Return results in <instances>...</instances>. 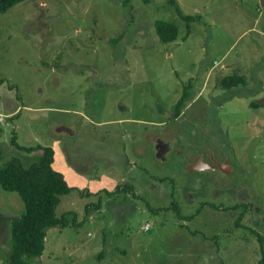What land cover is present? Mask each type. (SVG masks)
I'll list each match as a JSON object with an SVG mask.
<instances>
[{
  "label": "rangeland",
  "instance_id": "1",
  "mask_svg": "<svg viewBox=\"0 0 264 264\" xmlns=\"http://www.w3.org/2000/svg\"><path fill=\"white\" fill-rule=\"evenodd\" d=\"M171 1L27 0L0 13L4 160H40L41 152L16 149L14 136L20 146L53 147L56 170L75 188L56 211L69 213L67 226L46 231L44 254L31 264H262L264 0H177L196 18L190 25ZM159 21L178 26L177 41H161ZM235 74L246 85L222 89ZM165 128L174 137L164 138L172 149L163 161L155 135ZM209 151L233 174L185 177L187 161L209 160ZM74 160L98 168L81 173ZM209 178L253 192L258 242L245 241L251 227H237L225 205L209 207L216 189L192 202L181 187L199 189ZM116 183L133 191L104 195L96 208L97 194ZM223 200L233 204L223 197L217 205ZM25 212L20 195L0 185V264L12 253L11 222Z\"/></svg>",
  "mask_w": 264,
  "mask_h": 264
},
{
  "label": "trees",
  "instance_id": "2",
  "mask_svg": "<svg viewBox=\"0 0 264 264\" xmlns=\"http://www.w3.org/2000/svg\"><path fill=\"white\" fill-rule=\"evenodd\" d=\"M27 0H0V13H7L20 3ZM173 6H177V0L170 2ZM179 17L190 25L196 20L193 16H184L179 6L176 7ZM158 35L162 42L174 43L179 38V28L176 24L159 21L156 23ZM3 81L0 82L2 84ZM220 87L224 90L231 91L246 85V78L240 75H231L223 77L220 80ZM189 98L188 89L186 90L182 100L176 106L175 116H179L182 112L185 100ZM255 106V105H254ZM12 145L21 151L34 153L41 152L39 162L30 166H26L20 159L13 158L4 160L3 152L0 146V161L3 166L0 168V185L6 192H15L20 195L25 203L26 212L20 217L15 218L11 222L10 235L12 240V253L4 264H31V261L40 259L45 251L46 231L50 228L67 226V218L69 213L58 217L56 214L62 197L75 191L62 173L53 168L55 161V151L53 147L38 144L35 147H24L17 143L16 136L12 139ZM134 187L131 184H118L113 189H101L97 194L100 201L96 208L101 206L104 195L106 197L118 198L119 195L127 196ZM86 196L93 197L94 193L86 191ZM98 198V197H97ZM115 200V199H114ZM91 205L87 206V209ZM176 207H174L175 209ZM242 217L236 222V226L240 225ZM264 252V251H263ZM264 260L262 261L263 264Z\"/></svg>",
  "mask_w": 264,
  "mask_h": 264
},
{
  "label": "flooded vegetation",
  "instance_id": "3",
  "mask_svg": "<svg viewBox=\"0 0 264 264\" xmlns=\"http://www.w3.org/2000/svg\"><path fill=\"white\" fill-rule=\"evenodd\" d=\"M176 113V111H175ZM183 116V111L179 114V116H173V118H168L169 120H172L173 122H178ZM161 126H168V123H161L158 125V127ZM155 136L158 137L157 143L155 144L156 147V153L157 156L163 160L166 161L167 157L170 155L171 149H172V142L170 141H166L164 140V138L166 137H174V130H169L167 128L164 129L162 134H156ZM132 137L135 138L134 135H132ZM148 138V134L146 136ZM183 136L179 135V139L181 140ZM138 138V137H136ZM136 144H140L139 140L136 141ZM179 154V153H178ZM209 160H206L200 156L195 155L192 158V161H187V173L190 174H185V177L188 175H195V174H202V173H209V175H211L212 173H221L222 176L224 177H229L230 175L233 174V170L230 168V161L228 159H223V160H218L215 159L213 157V154L209 151V155L208 157ZM197 159H200L203 163L207 164L209 167L208 169H201L197 172H192L189 171V168L192 167L193 165L196 164ZM75 161V160H74ZM74 161L72 162L74 164ZM77 163V162H75ZM81 167H83L84 165H88L87 163H80ZM185 167V168H186ZM94 168L95 170L98 168L97 164H94ZM184 171V170H183ZM210 181H212L210 184L209 181V185H199V189L196 188H186L185 186H181L185 191H188L189 189L191 190V194H189V199L193 202V197L201 194L199 198L205 196V195H209V193L213 190L216 189V193L215 195L211 198V201H207L209 202L208 205L211 208H217V207H223L224 205L227 207L226 209L228 210V212L230 213V215L232 217H235V219H239L242 217V221H246L247 224L251 227L249 229V235L251 237H249L248 239H246V242H251V241H259L260 238V234H261V229H259L257 227L258 223L256 221V219H254V217L256 216V212L258 210L257 207V202L255 201L254 197H253V192H251V190H244V189H240L237 186V182L234 183L233 185H228V182L224 181L221 179V181H224V183H221L220 180H214L213 178H209ZM127 180V179H125ZM124 180V181H125ZM127 184H131L133 185V183H127ZM218 184V186L216 185ZM222 184V185H221ZM124 185V184H123ZM180 185H181V181H180ZM118 186V184L114 187L116 188ZM223 186V188H222ZM228 198L230 201H233V204H229L226 203L224 200L220 202L219 206L217 205L218 202L217 199L219 198ZM205 203V202H203ZM236 210H240V212L237 214ZM253 224V225H250ZM253 227V228H252ZM241 229V228H240ZM242 230L245 231L244 227L242 228Z\"/></svg>",
  "mask_w": 264,
  "mask_h": 264
},
{
  "label": "crops",
  "instance_id": "4",
  "mask_svg": "<svg viewBox=\"0 0 264 264\" xmlns=\"http://www.w3.org/2000/svg\"><path fill=\"white\" fill-rule=\"evenodd\" d=\"M56 155H57V152H55V161H54V164H53V168L56 170V166H55V163H56ZM94 164H95V161H91V163L87 166V165H84L83 167H81V164L78 162V163H75L74 161V164H73V167L74 169L78 170L79 172L81 173H85L87 171H89V168H91V170H93L94 168ZM78 165V166H77ZM87 169V170H86ZM95 170V168H94ZM60 173H63V174H66V170L63 169V168H59V171ZM65 177V175H64ZM66 180V179H65ZM67 181V180H66ZM118 183V182H117ZM117 183L115 185H112V189L114 188V186L117 185ZM104 188V187H103Z\"/></svg>",
  "mask_w": 264,
  "mask_h": 264
},
{
  "label": "water",
  "instance_id": "5",
  "mask_svg": "<svg viewBox=\"0 0 264 264\" xmlns=\"http://www.w3.org/2000/svg\"><path fill=\"white\" fill-rule=\"evenodd\" d=\"M208 165L203 163L200 159H197L196 164L189 168V171L197 172L201 169H208Z\"/></svg>",
  "mask_w": 264,
  "mask_h": 264
}]
</instances>
